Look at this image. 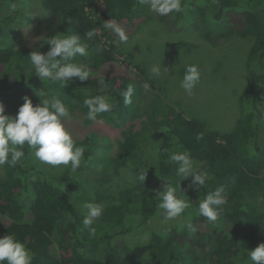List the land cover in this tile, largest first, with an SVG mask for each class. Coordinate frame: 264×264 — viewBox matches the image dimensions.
<instances>
[{
    "label": "trees",
    "instance_id": "trees-1",
    "mask_svg": "<svg viewBox=\"0 0 264 264\" xmlns=\"http://www.w3.org/2000/svg\"><path fill=\"white\" fill-rule=\"evenodd\" d=\"M39 1L37 4L43 7L44 14L58 19L44 39L58 33H78L89 44L90 55L77 58V62L87 65L89 79L76 78L65 88L58 83L41 81L28 56L37 49L46 53L50 45L43 43L40 47L25 49L19 46L20 29L31 22L21 17L31 12L29 6L31 2L34 6L36 1L0 0V12H8L0 16V102L5 104L27 96L35 106L41 103L39 91L49 93L41 99L58 96L72 113L67 123L69 131L71 124L81 119L83 126L102 123L120 131L118 137L112 138L117 148L110 157L109 150L100 147L105 143L99 135L93 133L75 139L85 148L82 160L85 164L104 163L108 159L115 173L129 163L140 164L144 143L148 140L135 133L133 127L141 101L147 96L145 92L157 100L159 87L149 80L144 65L118 58V37L103 25L110 20L118 23L126 29L130 39L151 21L150 10L139 0H41L43 4ZM190 2L191 12L204 18L196 21V28L203 30L212 23L228 31L217 39L206 31L205 39L210 44L223 45L230 38L239 37L248 39L252 45L247 59L248 84L243 93L250 109L238 119L232 132L222 134L208 130L173 108L156 106L163 114L156 125L157 135L163 132L170 140L167 145L162 142L158 156L168 158L166 147L171 151L187 150L209 174L204 187H190L192 178L180 182L181 178L176 175L178 166L171 164L176 178L186 185L185 189L189 188L186 201L190 206L183 213L189 222L158 232L153 229L145 248L124 254L114 240L130 236L136 219L144 222L156 217L160 210V200L154 196L157 190L150 183L137 181L133 188L118 196L108 195L103 192L101 179L97 178L85 181L86 188H83L84 178L80 174L68 181L69 169L48 170L36 162L34 150L25 145V155L15 167L0 166V238L14 234L30 251L32 264H245L249 251L264 243L263 215L257 213L256 202L264 195V143L260 137V122L264 120V0ZM158 20L169 31L183 30L174 13L159 16ZM94 28L97 35L89 41L85 33ZM97 48L100 50L96 51ZM10 65L14 69H10ZM130 84L134 91L131 103L126 105L121 92ZM96 95L108 97L113 104L111 112L98 118L102 122L89 121L88 109L83 103L85 98ZM198 136L202 138L197 139ZM220 185L226 187V204L218 221L209 223L199 214L198 204ZM83 194L90 196L87 202L100 203L104 209L93 223L95 236H90L83 225L87 214L86 209L80 207V202L86 198ZM133 204L138 207L132 208ZM106 224L117 228L111 232Z\"/></svg>",
    "mask_w": 264,
    "mask_h": 264
},
{
    "label": "rangeland",
    "instance_id": "rangeland-1",
    "mask_svg": "<svg viewBox=\"0 0 264 264\" xmlns=\"http://www.w3.org/2000/svg\"><path fill=\"white\" fill-rule=\"evenodd\" d=\"M34 1H36V4L32 6L33 3L31 2L29 6L31 12L21 17L23 21H31L20 29L22 32L19 36V46L22 49L42 46L43 40L37 38H44L49 33V29L58 23V19L55 16L44 14L43 7L37 4V0ZM190 1L183 0L184 11L174 13L175 18L181 23L180 27L183 28V30L176 31H169L158 20L159 16L150 9L149 5L145 4L150 10L151 21L141 26L136 35L129 39L128 43L120 44L116 50L119 59L136 65H144L149 80L159 87V98L157 100L155 96L145 92L147 96L141 101L138 118L135 120L133 127L135 133L144 135V138L148 140L144 143L143 158L140 164H136V162L129 163L120 172L115 173L114 167L108 159L104 163L99 162L93 165L92 163L85 164L82 161L79 169L73 173L70 170V166L53 167L36 159L37 163H41L42 166L52 172L69 169L68 177L70 176V180L68 181H71L75 174H80L84 178V183L81 185L84 186L83 188H86L85 181H93L96 178L101 179V183H103L101 187L105 189L102 191L108 195L116 196L128 188H133L136 183L140 182L137 179L138 174L146 171V179L142 184L150 183L149 185L157 190L154 194L157 197L158 192L163 191V186L167 183L165 179L171 181L174 187L178 184L177 188H179V180L171 167L173 163H170L168 158L165 160L161 159L157 154L162 142L164 141L167 145L170 144V140L167 139L168 136H165L163 132L157 135L158 128H156V125L163 118V114L156 106L162 107L166 105L169 108H173L184 118L202 123L208 130L222 134L230 133L234 130L238 119L250 109L243 93L248 84L247 59L252 42L248 39L232 37L223 45L210 44L205 39L204 33L206 31L215 39L226 35L228 31L225 32L217 24L212 23H209L203 30L196 28V21H202L204 18L191 12ZM192 1L195 2V0ZM39 2L43 4L41 0ZM7 14L6 10H1L0 12V16ZM160 63L162 67L169 70V73H165L162 70L160 76H154L150 69L154 64ZM190 64L197 65L201 72V81L194 89V95L192 96L187 95L180 87L185 68ZM13 65H10V69H14ZM242 97L244 100H242ZM23 103L24 99L5 103L6 114L15 116ZM83 125V119L71 124L70 132H72L74 139H83L88 134H97L99 135L98 138L105 143V145L100 147L109 150L108 157L114 155L117 146L113 139L119 136V130L109 128V126H105L102 123L94 126ZM260 127V137L264 143V120L260 122ZM105 137L109 138L110 141ZM164 151L168 157L171 153V148L166 147ZM97 155L98 153L96 152L95 156ZM1 177L2 170L0 169ZM97 186L99 187L100 185ZM180 187L186 195L183 196V199L187 200L189 188L185 189L186 185L182 183H180ZM84 196L86 198L80 202V207L83 205L82 202H87L90 199V196ZM256 202L258 203L257 213L263 215L264 226V195H261ZM131 207L138 206L133 204ZM135 221V230L130 236L117 237L114 240V243L116 242V245L119 246L120 251L124 254H131L138 248H140L139 250H142L143 247L145 248L150 231L153 229L158 232L165 228H174L176 225L183 226V224L185 225L189 222L188 217H185L182 213L176 219L162 224L161 209L152 220L143 222L141 219H136ZM106 225L111 232L114 228H117L112 224ZM262 230L264 231V227L261 228ZM245 264H251V261L248 259Z\"/></svg>",
    "mask_w": 264,
    "mask_h": 264
},
{
    "label": "clouds",
    "instance_id": "clouds-1",
    "mask_svg": "<svg viewBox=\"0 0 264 264\" xmlns=\"http://www.w3.org/2000/svg\"><path fill=\"white\" fill-rule=\"evenodd\" d=\"M139 3L149 5L156 15L162 17L180 13L185 7L183 0H139ZM103 27L115 33L118 37L117 43H128L129 36L126 29L118 23L110 20L105 22ZM96 35L95 28L85 33L89 41ZM37 39L50 45L46 53L37 49L28 56L35 75L41 81L58 83L61 88H65L76 78L80 81L89 79L87 65L77 62L78 57L87 58L90 55L89 44L82 40L78 33H58L47 39L43 37ZM99 50V48L96 49V51ZM162 70L169 73V70L162 67L161 63L154 64L150 72L154 76H160ZM200 81L199 67L190 64L185 68L180 87L187 95L192 96ZM133 91L130 84L126 91L121 92L126 105L131 103ZM37 95L40 97V104L34 106L31 98L25 96L24 103L15 116L6 114L5 105L0 102V166L7 164L9 167H15L24 157L23 149L27 145L34 150V156L38 161L53 167L70 166V170L75 173L84 158L85 148L77 143L72 132L68 130L67 123L72 119V113L58 96L41 99V96L49 95L44 91L37 92ZM83 103L88 109L87 119L92 122H102L98 119L101 114L111 112L113 109L109 98L103 95L85 98ZM201 138V136L197 137V139ZM168 160L178 166L176 175L181 178L180 182L191 177L190 187L202 188L206 185L209 174L194 161L189 151H171ZM137 179L142 184L146 179V171L139 173ZM165 180L167 183L163 186V191L157 194L160 200L158 207L162 210V224L176 219L190 206L188 201L182 198L186 195L181 190L180 182L177 188L171 181ZM226 195L224 185L208 192L205 198L199 201V214L209 223H216L223 213ZM82 207L87 211L83 219L84 228L88 229L90 236H95L96 228L93 227V223L103 214V206L100 203L85 202ZM189 228L193 232L196 231L192 225H189ZM32 260L33 257L26 245L14 234L0 238V264H32ZM249 260L251 264H264V243H260L254 250L249 251Z\"/></svg>",
    "mask_w": 264,
    "mask_h": 264
}]
</instances>
